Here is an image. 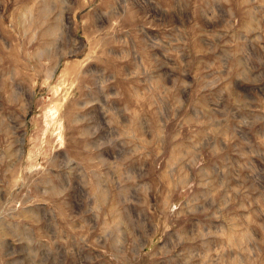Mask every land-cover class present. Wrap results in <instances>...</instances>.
<instances>
[{
  "label": "rangeland",
  "instance_id": "1",
  "mask_svg": "<svg viewBox=\"0 0 264 264\" xmlns=\"http://www.w3.org/2000/svg\"><path fill=\"white\" fill-rule=\"evenodd\" d=\"M0 264H264V0H0Z\"/></svg>",
  "mask_w": 264,
  "mask_h": 264
}]
</instances>
